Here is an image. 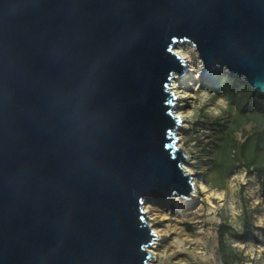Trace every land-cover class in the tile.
<instances>
[{
  "label": "water",
  "instance_id": "water-1",
  "mask_svg": "<svg viewBox=\"0 0 264 264\" xmlns=\"http://www.w3.org/2000/svg\"><path fill=\"white\" fill-rule=\"evenodd\" d=\"M185 42L264 95V0H0V264H150Z\"/></svg>",
  "mask_w": 264,
  "mask_h": 264
},
{
  "label": "rangeland",
  "instance_id": "rangeland-1",
  "mask_svg": "<svg viewBox=\"0 0 264 264\" xmlns=\"http://www.w3.org/2000/svg\"><path fill=\"white\" fill-rule=\"evenodd\" d=\"M193 49L184 58L190 72L176 79L174 113L196 194L144 204L157 235L150 264H223L221 226L229 264H264V95L242 80L231 86L224 70L204 71Z\"/></svg>",
  "mask_w": 264,
  "mask_h": 264
},
{
  "label": "bare ground",
  "instance_id": "bare-ground-1",
  "mask_svg": "<svg viewBox=\"0 0 264 264\" xmlns=\"http://www.w3.org/2000/svg\"><path fill=\"white\" fill-rule=\"evenodd\" d=\"M194 47H193V45L192 44H190V43H187V42H185V43H178V44H176V47H175V52L180 56V57H183V58H185V55H186V53H188L189 51H193L194 49H193ZM187 64H188V73L190 72V70H191V61H187ZM180 77L179 76H177V77H175V79L173 80V86L171 87V89L173 90V93L176 91V89H177V80L176 79H179ZM176 93V92H175ZM176 102L178 101V98H177V100H175ZM179 118L181 117L179 114H176ZM178 131V130H177ZM176 131V133H175V135L177 136L178 135V132ZM188 172V171H187ZM195 186V185H194ZM195 194H196V189H195ZM154 200H152V202H153ZM185 201V199H182V198H179V197H175L174 199H172V200H161V202L162 203H164V204H168V205H170V204H177V203H182V202H184Z\"/></svg>",
  "mask_w": 264,
  "mask_h": 264
},
{
  "label": "trees",
  "instance_id": "trees-1",
  "mask_svg": "<svg viewBox=\"0 0 264 264\" xmlns=\"http://www.w3.org/2000/svg\"><path fill=\"white\" fill-rule=\"evenodd\" d=\"M228 82L231 84V86H235L238 84V80L236 78L228 76ZM216 82H213V85ZM218 253L221 258V261L223 264H229V254H228V248L224 239V228L221 226L218 230Z\"/></svg>",
  "mask_w": 264,
  "mask_h": 264
}]
</instances>
